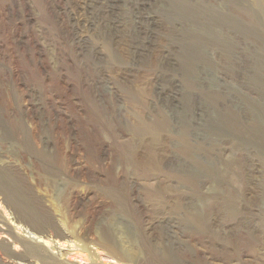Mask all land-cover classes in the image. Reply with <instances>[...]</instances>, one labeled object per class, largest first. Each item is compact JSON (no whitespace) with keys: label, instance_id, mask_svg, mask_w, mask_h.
I'll return each instance as SVG.
<instances>
[{"label":"rangeland","instance_id":"rangeland-1","mask_svg":"<svg viewBox=\"0 0 264 264\" xmlns=\"http://www.w3.org/2000/svg\"><path fill=\"white\" fill-rule=\"evenodd\" d=\"M67 1L0 0V264H264V0H154L131 64Z\"/></svg>","mask_w":264,"mask_h":264},{"label":"bare ground","instance_id":"bare-ground-1","mask_svg":"<svg viewBox=\"0 0 264 264\" xmlns=\"http://www.w3.org/2000/svg\"><path fill=\"white\" fill-rule=\"evenodd\" d=\"M153 2H154V0H68L67 2L64 3L62 10H60V9H54V15H55V18H57V21H59V19L66 18L67 21L69 20V23L71 24L72 29H75V27L78 26V28L80 27L79 29H82L83 33L86 32L87 34H91V35L95 36V38H98L99 41H100V38H101L100 36H103L101 33L106 34V36H107L106 37V41H107V43H111V47L112 46H118V45H120V46L121 45L127 46L129 48V50L127 49V52L128 53H126V54L127 55L129 54L130 55V58H131L130 64H131L134 61H139L140 60V57L142 55H144L143 54L144 51H147L149 49L151 51V39H152L153 36H155V35H153V34H155L153 32L155 30L156 25H158V23H160V21H158V23L156 22V20L158 18L155 20L153 14L151 12L152 3ZM158 5H160V4H158ZM123 6L127 7L128 11H130V16H129L130 17V20H131L130 30H128L126 28L125 24H124V21L125 20H124V17H122L123 16V14H122V8H123ZM186 13H187V11H186ZM64 15H65V17H64ZM184 17L187 20V16L185 15ZM64 24H67V22L64 23ZM61 25H63V24H61ZM163 29H164V27H163ZM59 32H60V30H59ZM77 36H79V34ZM134 36H136V39L138 37L141 38L142 43L141 44H137L136 43V39H135ZM84 37H86V36H84ZM104 37H105V35L102 37L103 40H104ZM92 38L93 37H91V39ZM98 40H97V42H98ZM75 41L76 42H74V37H73L74 45L77 43L76 45L78 46V51L80 52V55L85 54L83 52L86 51L85 50L86 49L85 48L86 46H85V43H84V40L82 39V37H80V36L78 38L75 37ZM155 41H157V40H155ZM192 41L194 42V47H195V51H196V55H197V60H198V62H200V46H198V44L201 43V41H200L199 38L197 39V37H195ZM98 43H101L102 44L101 41L98 42ZM87 47H88V45H87ZM118 48H119V46H118ZM112 50L113 49H111V51ZM99 51L101 52L100 49H99ZM162 52H163V50H162ZM173 54H175V53H173ZM98 55H100V54L97 51H96V53H94V55L92 54L94 60L97 61ZM127 58H128V56H127ZM166 64H168V61H167ZM192 64H194V61L189 62V65L188 66L190 67ZM169 66H170V64L168 65V67ZM131 68L128 69V70H126V71H122L121 70L122 71L121 72V76H123V77L125 76V78H127V79H130L128 77H131L132 78V76L134 75V73L136 72V70L133 71V68L134 67L132 69ZM165 70H166V68H165ZM162 77H163V75H162ZM158 78H157V84L156 85H159L161 83ZM101 79H102V77H101ZM98 81H100V80H98ZM154 81H156V80H154ZM102 82H103V79H102ZM158 82H160V83L158 84ZM94 85L97 86L96 84H94ZM158 87H160V86H158ZM94 89H96V88H94ZM165 91H167V90H165ZM103 94H106V93H103ZM157 96H162V94L159 93V94H157ZM165 96L170 99L168 105H170V106L177 105V94L175 92V89L170 90V92L167 93V95H165ZM161 100L163 102L164 98H162ZM153 130H156V129H153ZM156 132H157V130H156ZM54 228L56 229V226L55 225H52V226L49 227V230L50 231L41 230V232L39 233V234H41L40 236H35L32 232H30V230H32L31 228L29 230V229L23 227V230L24 231H27V233L33 239H35L37 241V243H42L47 248L49 246L52 247V242L48 239V238H50V236H53L55 238H57V237H59V238L65 237L64 236V233L62 231H60L58 229L57 230H54ZM89 236L90 235H86V237H89ZM13 242H18V240L14 239ZM92 243H96V245L98 246V248L101 249V250H103L105 252V256H107V258L110 260L109 261L110 264H115L114 261L110 257L116 258L118 261H120V259L118 258V255L116 254V251L114 249V245L112 244V242L110 241V239L105 234H104V236H101L100 239L97 240V241H96V239L95 240H92ZM29 252H30V250L29 249H26L25 250V255L27 253H29ZM58 254H59L60 258H61L62 257L61 252L58 253ZM74 255H76V258L77 259H79L81 261H86V263L87 262H90V264H92L93 259L90 258V256L88 254H86V252L84 253V252H82V250L79 249V250H75ZM42 258H43V256L41 255V253L37 252V254H35V256H33L31 258L32 260H25L24 262H26V264H35L34 262L37 261V262H39V264H42V262H43ZM47 259L51 260V263L50 264H62V262H60L62 259L59 261V259L57 260L55 256H51V257H48L47 256Z\"/></svg>","mask_w":264,"mask_h":264}]
</instances>
